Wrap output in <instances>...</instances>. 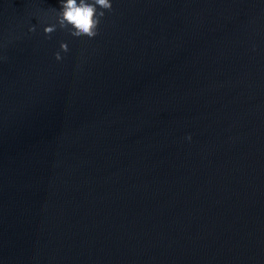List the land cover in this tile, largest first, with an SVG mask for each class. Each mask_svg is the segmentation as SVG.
<instances>
[{"label":"water","instance_id":"water-1","mask_svg":"<svg viewBox=\"0 0 264 264\" xmlns=\"http://www.w3.org/2000/svg\"><path fill=\"white\" fill-rule=\"evenodd\" d=\"M60 6L0 0V264H264V0Z\"/></svg>","mask_w":264,"mask_h":264},{"label":"clouds","instance_id":"clouds-1","mask_svg":"<svg viewBox=\"0 0 264 264\" xmlns=\"http://www.w3.org/2000/svg\"><path fill=\"white\" fill-rule=\"evenodd\" d=\"M61 6L57 8L59 12V25L51 28L45 25L46 32L56 31L62 26L68 29L73 35L82 37H95L100 31L102 18L106 15L105 10L113 8L114 0H60ZM35 30V25H32ZM65 44V47H70ZM191 139V133L188 134Z\"/></svg>","mask_w":264,"mask_h":264}]
</instances>
